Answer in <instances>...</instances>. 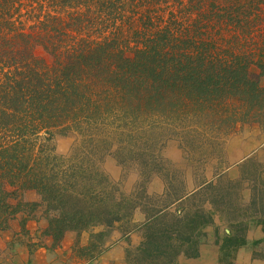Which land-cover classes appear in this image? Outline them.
Here are the masks:
<instances>
[{
  "label": "trees",
  "instance_id": "1",
  "mask_svg": "<svg viewBox=\"0 0 264 264\" xmlns=\"http://www.w3.org/2000/svg\"><path fill=\"white\" fill-rule=\"evenodd\" d=\"M110 116L121 132L162 116L192 133L264 126V0H0V230L17 221V241L29 221H44L50 244H28L36 250L94 228L80 255L103 252L115 224L131 221L124 199L49 144ZM158 214L142 223L128 264L197 256L203 213L178 235Z\"/></svg>",
  "mask_w": 264,
  "mask_h": 264
},
{
  "label": "rangeland",
  "instance_id": "2",
  "mask_svg": "<svg viewBox=\"0 0 264 264\" xmlns=\"http://www.w3.org/2000/svg\"><path fill=\"white\" fill-rule=\"evenodd\" d=\"M169 117H140L121 132L119 122L110 116L104 128L56 135L50 142L56 155L93 173L94 187L98 183L122 197L124 213L131 215V221L115 224L103 252L90 261L106 257L128 264L126 251L144 243L142 223L155 212L160 225L175 235L202 212L208 221L194 238L197 256L180 255L175 264H264V126L238 123L224 134L204 125L192 133L183 120ZM33 197L29 193L25 198L31 202ZM13 223L18 222L10 226ZM44 226L42 220L29 221L17 245L0 230V264H31L36 251L58 248L75 264L90 262L79 248L98 229L79 236L68 233L57 248L35 250L28 244H46L40 237ZM15 228L20 233V227ZM236 237L244 243L237 244Z\"/></svg>",
  "mask_w": 264,
  "mask_h": 264
},
{
  "label": "crops",
  "instance_id": "3",
  "mask_svg": "<svg viewBox=\"0 0 264 264\" xmlns=\"http://www.w3.org/2000/svg\"><path fill=\"white\" fill-rule=\"evenodd\" d=\"M15 226L18 225L14 224L13 226H11V229L9 231L4 233L5 238L8 240L10 239V243L13 240V238H15L14 233H17ZM15 243L17 242L13 241L11 244L17 245ZM64 247L66 246L64 245ZM31 264H75V263L71 260V258H68V256L66 257V255H64V251H60V249L58 248V250H55L54 252H49L43 249L36 251L32 256ZM79 264H121V263L118 261L112 262L108 258L103 257V258H99L98 260H94L92 262L91 261L83 262Z\"/></svg>",
  "mask_w": 264,
  "mask_h": 264
}]
</instances>
